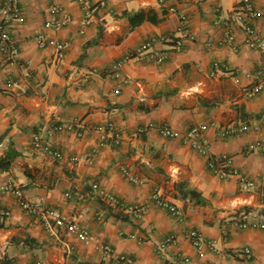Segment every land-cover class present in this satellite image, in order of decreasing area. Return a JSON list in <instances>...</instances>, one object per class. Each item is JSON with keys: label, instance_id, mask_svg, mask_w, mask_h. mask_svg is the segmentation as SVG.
I'll use <instances>...</instances> for the list:
<instances>
[{"label": "crops", "instance_id": "crops-1", "mask_svg": "<svg viewBox=\"0 0 264 264\" xmlns=\"http://www.w3.org/2000/svg\"><path fill=\"white\" fill-rule=\"evenodd\" d=\"M87 1L96 6L89 22L77 0H22L23 21L10 24L16 61L6 64L0 53V159L9 161L0 169V210L9 211L0 214V264H125L121 256L131 264H264V227L234 225L243 212L264 223V146L249 148L264 140V90L244 95L257 82L264 49L245 43L241 0H103L104 7H98L102 0ZM249 2L264 37V0ZM52 4L66 8L69 24L43 27ZM233 17L234 44L221 43L224 21ZM41 30L69 41L61 59L53 46L37 45ZM152 35L165 38L114 76L113 62ZM175 39L182 41L180 50L173 48ZM57 123L64 128L54 131ZM108 124L100 145L97 127ZM200 124L207 127L197 139L210 154H227L251 187L207 167L184 136ZM138 127L143 131L132 136ZM160 127L173 135H162ZM35 135L62 157L36 149ZM8 181L26 199L40 198L73 218L112 251L67 230L49 233L11 189H1ZM94 183L124 204L139 205L141 214L109 203ZM154 190L178 207L180 218L153 201ZM190 229L201 233L199 247L186 236ZM170 234L174 242L158 252Z\"/></svg>", "mask_w": 264, "mask_h": 264}, {"label": "built area", "instance_id": "built-area-1", "mask_svg": "<svg viewBox=\"0 0 264 264\" xmlns=\"http://www.w3.org/2000/svg\"><path fill=\"white\" fill-rule=\"evenodd\" d=\"M22 0H0V53L2 55L3 61L6 64H13L16 61L18 55V47L15 44L14 39L12 38L10 32V24L12 22H22L23 13L20 7V2ZM79 5L85 10L87 21L91 20V11L94 10L96 6L91 5L87 0H77ZM242 9L247 13V21L241 24L243 30L246 33L245 43L250 48H262L264 49V37L260 34L253 25V21L257 17V12L253 10L249 0H241ZM105 1H101L98 4V7H104ZM236 17L225 20L224 25L226 27V34L221 38V43H227L230 45L234 44L235 41V27H236ZM72 20L70 13L66 10L63 5L52 4L49 7V16L45 19L43 27L47 28H62L69 24ZM83 32V30H81ZM35 41L39 47L53 46L56 51V59H61L64 55V52L69 46V41L66 39H53L46 35L44 30L37 32L34 35ZM163 36H150L142 42L134 50L126 53L123 57L113 62L111 65L112 73L114 76H119V69L122 64L129 60L141 59L144 56V52L148 50L153 43L163 40ZM173 48L175 50H180L182 47V41L179 39L173 40ZM165 56L164 53H161L159 56H156L158 60H161ZM154 57V55H150ZM1 66V63H0ZM214 67H217V63H214ZM257 82L246 88L244 95L248 98L253 97L258 92L264 90V63L260 69L257 70ZM125 81V79L123 80ZM12 82L7 81V84L10 85ZM205 124L193 125L185 131V138L190 143L191 147L206 157V165L212 171L213 174L219 177H225L227 175H235L238 177V180L247 187H251L253 182L246 175L241 174L231 163V158L227 154H220L214 156L210 154L208 146L204 142H200L197 137L206 129ZM64 128L63 124L57 123L53 126L54 131H60ZM97 129L101 132L100 136V145H104L107 138V133L111 130V124L100 125ZM143 131L142 127H138L134 132L131 133L132 136ZM159 131L164 136H172L173 132L168 127H160ZM227 131H224L223 134H226ZM78 134L80 132L78 131ZM121 137L117 136L116 141L119 142ZM33 145L36 149L45 151L49 155L55 158H61L62 153L60 150L52 147L51 143L45 141L42 142L38 135H35L33 138ZM257 146H264V140L262 142H256L252 144L249 148L254 149ZM97 190L102 194V196L111 204L125 209L134 213V215L139 216L141 214L142 208L137 204H124L120 202L117 197L113 194L106 192L104 189L98 186L97 183L93 185ZM1 189H11L16 195L20 207L29 213L30 215L35 216L38 221L44 226V228L53 235H58L60 230H67L72 233H75L78 239L85 244H92L94 248L99 249L103 252H111L112 248L108 243L100 241L96 236L91 234L87 228L80 226L76 221L60 211L57 208L47 206L42 199L37 198L35 200L26 199L21 191V188L16 186L13 182L8 181ZM153 201L161 206L170 210L172 214L180 218L181 213L178 207L167 202L164 198L161 197L158 190H154L151 194ZM1 215H8V210H0ZM234 225L238 228H247L261 225L264 227V223H256L248 218V214L243 212L242 216L235 220ZM132 236V235H129ZM186 236L190 239L191 243L199 247L203 243L201 233L196 229H190L187 231ZM175 237L173 234H170L165 237L157 246V251H164L168 245L173 243ZM245 258H250L251 254L248 249L244 251ZM125 264H131V260L125 256L120 258ZM4 264H16L14 259H8ZM31 264H45L41 260H35ZM209 264V263H206Z\"/></svg>", "mask_w": 264, "mask_h": 264}, {"label": "trees", "instance_id": "trees-1", "mask_svg": "<svg viewBox=\"0 0 264 264\" xmlns=\"http://www.w3.org/2000/svg\"><path fill=\"white\" fill-rule=\"evenodd\" d=\"M137 19V20H135ZM141 19V14H138V15H133L131 18H130V21L132 24L136 23L137 21H140ZM9 167V161H6L4 159H0V169H7ZM190 194L195 197V193L194 191H190Z\"/></svg>", "mask_w": 264, "mask_h": 264}]
</instances>
